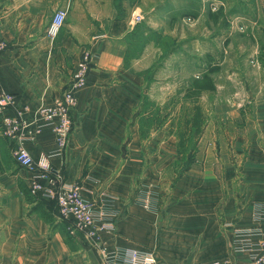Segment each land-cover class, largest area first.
I'll use <instances>...</instances> for the list:
<instances>
[{"label": "crops", "instance_id": "obj_1", "mask_svg": "<svg viewBox=\"0 0 264 264\" xmlns=\"http://www.w3.org/2000/svg\"><path fill=\"white\" fill-rule=\"evenodd\" d=\"M145 1L0 0V34L8 44L0 89L16 97L4 114L21 111L30 123L10 138L0 114V264H104L85 233L69 229L52 192L31 193L48 219L33 210L19 186L30 190L33 173L15 158L21 145L37 161L55 150L51 127L30 138L25 133L36 129V109L68 88L86 52L92 66L76 91L70 142L48 161L53 176L79 182L98 209L116 214V232L101 243L113 251L153 250L159 264L226 258L242 264L264 241V61L253 59L259 79L246 77L233 103L214 105V118L199 125L192 145L180 142L193 126L175 124L173 94L161 100L149 93L142 72L153 65L155 45L147 39L139 50L136 36L155 34L146 18L158 15V0H148V8ZM242 1L248 10L236 8L233 17L246 19L248 34H261L264 45V0ZM59 8L67 18L52 38L47 31ZM244 100L251 103L248 111L241 108Z\"/></svg>", "mask_w": 264, "mask_h": 264}, {"label": "rangeland", "instance_id": "obj_2", "mask_svg": "<svg viewBox=\"0 0 264 264\" xmlns=\"http://www.w3.org/2000/svg\"><path fill=\"white\" fill-rule=\"evenodd\" d=\"M238 2L158 0V15L155 13L152 19L146 18V21L154 24L156 33L149 30L148 35H143L141 31L136 36L139 50L147 39L155 45L151 52L153 65L142 71L147 90L159 94L161 100L164 94H173L175 124L179 128L186 121L193 126L192 119L197 107L204 110V121L214 118V105L233 103V92L237 88L240 92L245 90L242 80L248 77L256 82L259 79L258 69L253 70L257 64L253 59L258 57L260 64L261 59L264 61L262 36L258 34L255 39L254 35L248 34V21L233 17L236 8L245 11V2ZM148 6L146 0L145 7ZM149 23H145L141 29L147 31ZM246 96L238 94V97ZM169 100L168 97V103ZM241 103L245 111L251 107V103L245 100ZM195 128L193 126L189 134L183 132L180 142L187 140L192 145L201 132L200 129L196 132Z\"/></svg>", "mask_w": 264, "mask_h": 264}, {"label": "built area", "instance_id": "obj_3", "mask_svg": "<svg viewBox=\"0 0 264 264\" xmlns=\"http://www.w3.org/2000/svg\"><path fill=\"white\" fill-rule=\"evenodd\" d=\"M67 13L64 8H59L54 12L47 31L49 36L54 38L58 35L65 24ZM7 45V41L0 34V58ZM91 66L92 55L86 52L78 62L68 88L52 104L42 105L36 109L34 113L36 129L25 133V138H30V135L34 132H40L46 126L51 127L55 133L57 146L55 150L37 161L21 145L15 151V158L22 166L33 173L29 186L30 192L34 195H37L43 189L52 192L60 216L69 222V229L72 232H84L91 244L100 249L104 264H159L156 254L151 250L138 248L108 250L101 243L102 236L105 234L113 235L116 232V214L98 209L94 202L83 195L82 185L79 182L69 183L51 174L54 170L50 166L48 158L53 155H61L70 142L74 128L73 110L78 102L76 91L86 84ZM15 104V95L0 89V114H2L3 134L10 138L23 135L24 130L30 124L23 118L21 111L15 116L4 114L6 109L14 107ZM43 179L48 180L49 188L45 187ZM205 264L238 263L226 258L213 260ZM242 264H264V241L259 244L256 252L252 254L251 260Z\"/></svg>", "mask_w": 264, "mask_h": 264}, {"label": "trees", "instance_id": "obj_4", "mask_svg": "<svg viewBox=\"0 0 264 264\" xmlns=\"http://www.w3.org/2000/svg\"><path fill=\"white\" fill-rule=\"evenodd\" d=\"M214 70V69H212ZM204 121V117H203V113L201 111V109L199 107H197L196 109V114L194 116V120L192 119V123H193V126L196 127L195 128V131L196 132H199V125L201 123H203ZM189 123V122H188ZM19 186L21 188V190L23 191V193L26 195V198H27V201L29 203H35L34 204V207H33V210L35 211H39L41 213V215L45 218V219H48V215L45 214V212L42 211V208H41V204L40 203H37V201L35 200V198L33 197V195L31 194L30 190L28 188H26L22 182H19Z\"/></svg>", "mask_w": 264, "mask_h": 264}]
</instances>
